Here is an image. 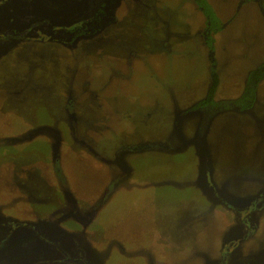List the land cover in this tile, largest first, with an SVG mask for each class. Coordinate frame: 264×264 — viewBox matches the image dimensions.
I'll return each instance as SVG.
<instances>
[{"label":"rangeland","instance_id":"rangeland-1","mask_svg":"<svg viewBox=\"0 0 264 264\" xmlns=\"http://www.w3.org/2000/svg\"><path fill=\"white\" fill-rule=\"evenodd\" d=\"M113 1L0 0V264H264V0Z\"/></svg>","mask_w":264,"mask_h":264},{"label":"trees","instance_id":"trees-1","mask_svg":"<svg viewBox=\"0 0 264 264\" xmlns=\"http://www.w3.org/2000/svg\"><path fill=\"white\" fill-rule=\"evenodd\" d=\"M117 0H114L113 2H102L100 4V8L97 10L96 14L92 17L88 18L87 20H83L77 25L73 26V31L76 32V37H85L90 36L93 34H96L104 29V27L108 26L110 24L109 21V15L107 14L108 10H113L117 7ZM195 4L202 10L204 13V16L206 18V21L208 23L209 28H218L214 29V31H218L221 29V27L218 26V18L217 15L215 16V13L209 3V0H194ZM115 3V4H114ZM209 46L211 49H213V42H209ZM253 82L251 86L255 84L254 91L256 87H259V84L261 82H264V62L261 64V66L257 69H255L251 75L250 78ZM255 82V83H254ZM220 75L219 73L214 69L212 71V85L210 87L208 96L202 100L197 106L194 108V110L198 108H205L210 105L216 104V94L218 92V89L220 87ZM253 91V90H252ZM250 92L251 95L247 97L246 100H249V103L247 105H250L253 102V99H251V96L254 97V91ZM245 98V97H244Z\"/></svg>","mask_w":264,"mask_h":264},{"label":"flooded vegetation","instance_id":"flooded-vegetation-1","mask_svg":"<svg viewBox=\"0 0 264 264\" xmlns=\"http://www.w3.org/2000/svg\"><path fill=\"white\" fill-rule=\"evenodd\" d=\"M8 1H9V0H8ZM106 3H107V2H106ZM108 4H109V3H108ZM100 7H101V6H100ZM100 7H99V8H100ZM99 8H98V9H99ZM98 9H97V10H98ZM96 12H97V11H96ZM110 13H111V10H108V11H107V14L110 15ZM94 15H95V14H94ZM41 23H42V22H41ZM44 24L47 25V26H44ZM44 24H43V23L40 24V22H36V23H34L31 27L28 26L27 30H25V31H21V32H17V31H15L14 29H11V28H10V29H6V31L3 32V35H4V36H7V37L17 36V37H19V38L26 39V38H29V36H31V35H33V34H35V35H36V33L39 34V32L36 31V30H42L41 28H43V27H45V28L47 29V27H48L49 24H48V23H45V22H44ZM206 24H207V27H206V29H205V33H206V35H208L209 32H210V29H209V26H208L207 21H206ZM104 28H105V27H104ZM222 28H223V27H222ZM9 31H14L15 33H23V34H22V35H20V34H19V35L8 34ZM53 31H54V30H53ZM53 31H52V32H49V31L47 30V33H46V34H45L44 32H42V33H41V36L48 37L49 35L53 34ZM35 32H36V33H35ZM100 32H101V31H100ZM100 32H98V33H100ZM75 33H76V32H74V31H73V28H72V29H71V32H67L66 34H73L75 38H81V37H76V36H75ZM98 33H96V34H98ZM54 34H55V33H54ZM54 34H53V35H54ZM96 34H93V35H96ZM93 35H92V36H93ZM65 36H66V35H65ZM90 36H91V35H90ZM56 37H57V35H56ZM59 37H60V36H59ZM85 37H89V36H85ZM43 38H44V37H43ZM44 39H45V38H44ZM209 47H210V46H209ZM263 62H264V61H263ZM263 62H262V63H263ZM223 63H224V62H223ZM223 63L221 62V65H222ZM262 63H261V64H262ZM261 64H260V66H261ZM230 65H232V64H230ZM257 68H259V66H258ZM257 68H255V69H257ZM255 69H254V70H255ZM254 70H253V71H254ZM216 71H217V70H216ZM253 71H252V72H253ZM217 72H218V71H217ZM252 72H251V73H252ZM251 73H250V72L248 73L247 79L250 78ZM220 76H221V75H220ZM220 80H221V79H220ZM232 81H234V79H233ZM235 82H236V81H235ZM235 82H234V83H235ZM254 83H255V82H254ZM220 85H221V83H220ZM235 85H236V84H235ZM235 85H234V86H235ZM254 87H255V84H254ZM257 88H258V87H256V89H257ZM256 89H255V90H256ZM254 93L256 94V91H254ZM255 94H254V97H253V96L251 97V99H253V102L250 104V106L245 107V109H256V107L259 105V100L256 99V95H255ZM239 98H240V97H239ZM239 98L237 99L238 101H239ZM215 100H216V98H215ZM216 103H217V101H216ZM236 108H238V107H236ZM198 109H203V108H198ZM239 109H241V108H238L237 110H239ZM239 111H240V110H239ZM18 225H19V224H18ZM18 225H17V226H18ZM70 260H72V259H70ZM79 260H80V257H79L78 261H79ZM81 260H83L82 262L84 263L85 257H84L83 255L81 256ZM78 261H77V264H78ZM86 261H87V260H86Z\"/></svg>","mask_w":264,"mask_h":264},{"label":"water","instance_id":"water-1","mask_svg":"<svg viewBox=\"0 0 264 264\" xmlns=\"http://www.w3.org/2000/svg\"><path fill=\"white\" fill-rule=\"evenodd\" d=\"M8 34H13V35H22L23 33H15L14 31H9Z\"/></svg>","mask_w":264,"mask_h":264},{"label":"crops","instance_id":"crops-1","mask_svg":"<svg viewBox=\"0 0 264 264\" xmlns=\"http://www.w3.org/2000/svg\"><path fill=\"white\" fill-rule=\"evenodd\" d=\"M260 53H261V55H263L264 56V52H261L260 51ZM231 68H232V65H231ZM233 72V69H231V73Z\"/></svg>","mask_w":264,"mask_h":264}]
</instances>
